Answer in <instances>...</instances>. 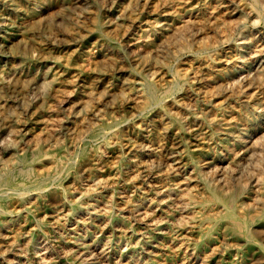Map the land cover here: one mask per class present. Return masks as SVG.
Returning a JSON list of instances; mask_svg holds the SVG:
<instances>
[{"label":"rangeland","instance_id":"374dc122","mask_svg":"<svg viewBox=\"0 0 264 264\" xmlns=\"http://www.w3.org/2000/svg\"><path fill=\"white\" fill-rule=\"evenodd\" d=\"M6 1L0 264H264V0Z\"/></svg>","mask_w":264,"mask_h":264},{"label":"bare ground","instance_id":"6f19581e","mask_svg":"<svg viewBox=\"0 0 264 264\" xmlns=\"http://www.w3.org/2000/svg\"><path fill=\"white\" fill-rule=\"evenodd\" d=\"M5 1H6V0H5ZM8 1H9V0H8ZM62 1H63V0H62ZM62 1H61V2H62ZM72 1H73V3L77 4V3H79V2L82 3L83 0H72ZM72 1H71V2H72ZM84 1H85V0H84ZM92 1H93V0H92ZM94 1H95V0H94ZM128 1H129V0H128ZM135 1H136V0H135ZM137 1H138V0H137ZM143 1H144V0H143ZM216 1H217V0H216ZM229 1H230V0H229ZM229 1H228V2H229ZM1 2H2V1H1ZM6 2H7V1H6ZM20 2H21V1H20ZM23 2H24V1H23ZM146 2H147V0H146ZM219 2H220V0H219ZM219 2H218V3H219ZM222 2H223V1H222ZM83 3H84V2H83ZM141 3H142V2H141ZM8 4H9V3H8ZM17 4H18V3H17ZM61 4H62V3H61ZM70 4H71V3H70ZM75 4H74V5H75ZM90 4H92V3H90ZM132 4H134V1H132ZM139 4H140V3H139ZM143 4H144V3H143ZM147 4H148V3H147ZM228 4H229V3H228ZM21 5H22V4H21ZM23 5H24V4H23ZM67 5H68V3H67ZM127 5H128V4H126V6H127ZM129 5H130V3H129ZM129 5H128V6H129ZM135 5H136V4H135ZM219 5H220V4H219ZM223 5H224V4H223ZM230 5H231V4H230ZM13 6H15V5H13ZM17 6H19V5H17ZM24 6H25V5H24ZM61 6H62V5H61ZM72 6H73V5H72ZM72 6L70 5V7H72ZM79 6H80V5H79ZM87 6H88V5H87ZM122 6H123V5H122ZM128 6H127V7H128ZM220 6H221V5H220ZM226 6H227V5H226ZM59 7H60V6H59ZM62 7H63V6H62ZM65 7H67V6H65ZM84 7H85V6H84ZM118 7H119V6H118ZM218 7H219V6H218ZM229 7H230V6H229ZM235 7H236V6H234V8H235ZM17 8H18V7H17ZM57 8H58V7H57ZM67 8H68V7H67ZM76 8H77V6L75 7V9H76ZM87 8H88V7H87ZM119 8H120V7H119ZM132 8H134V7H132ZM132 8H131V9H132ZM230 8H231V7H230ZM8 9H9V8H8ZM19 9H20V8H19ZM68 9H69V8H68ZM73 9H74V8H73ZM75 9H74V11H75ZM90 9H91V8H90ZM228 9H229V8H228ZM9 10H10V9H9ZM20 10H21V9H20ZM25 10H26V9H25ZM55 10L57 11L58 9L55 8ZM59 10H60V9H59ZM62 10H63V9H62ZM78 10H81V9L78 8ZM83 10H84V9H83ZM86 10H87V9H86ZM86 10H85V11H86ZM123 10H124V8H123ZM125 10H126V9H125ZM125 10H124V11H125ZM129 10H130V9H129ZM233 10H237V9L235 8V9H233ZM1 11L4 12V9L1 10ZM10 11H11V10H10ZM12 11H13V10H12ZM12 11H11V12H12ZM22 11H23V10H22ZM68 11H69V10H68ZM68 11H67V12H68ZM70 11H71V10H70ZM70 11H69V13H70ZM121 11H122V10H121ZM131 11H132V13H133V9H132ZM54 12H55V11H54ZM59 12H60V11H59ZM75 12H76V11H75ZM89 12H90V11H89ZM94 12H95V11H94ZM119 12H120V11H119ZM195 12H196V11H195ZM9 13H10V12H9ZM15 13H16V12H15ZM21 13H22V12H21ZM24 13H26V12H24ZM84 13H85V12H84ZM86 13H87V12H86ZM132 13H131V14H132ZM193 13H194V12H193ZM231 13H232V11H231ZM2 14H3V13H2ZM2 14H1L0 16H3ZM53 14H54V13H52V15H53ZM59 14H60V13H59ZM65 14H66V13H65ZM92 14H93V13H92ZM118 14H119V13H118ZM118 14H117V15H118ZM121 14H122V15L124 14L123 11H122ZM14 15H15V14H14ZM14 15H13V16H14ZM17 15H19V14H17ZM26 15H27V13H26ZM50 15H51V14H50ZM54 15H55V14H54ZM54 15H53V16H54ZM57 15H58V14H57ZM61 15L64 16V14H61ZM71 15H72V14H71ZM71 15H70V16H71ZM89 15H91V13H90ZM192 15H193V14H192ZM214 15H215V14H214ZM6 16H7V15H6ZM8 16H9V14H8ZM22 16H23V15H22ZM59 16H60V15H59ZM59 16H58L57 18H55V19H56V22H58V23L61 22L60 24L62 25V24H64V23L62 22V21H64V18H62L61 16L59 17ZM66 16H67V15H66ZM98 16H99V15H98ZM199 16H200V15H199ZM49 17H51V16H49ZM68 17H69V16H68ZM90 17H91V16H90ZM93 17H94V15H93ZM184 17H185V16H184ZM189 17H190V16H189ZM194 17H195V16H194ZM208 17H209V16H208ZM212 17H213V16H212ZM214 17H216V16H214ZM3 18H4V17H3ZM10 18H12V17H10ZM15 18H17V17H15ZM96 18H97V17H96ZM195 18H196V17H195ZM13 19H14V18H13ZM24 19H26V18H24ZM24 19H22V20H24ZM104 19H105V18H104ZM131 19H132V17H131ZM133 19H134V18H133ZM136 19H137V18H136ZM181 19H182V18H181ZM207 19H208V18H207ZM215 19H216V18H215ZM2 20H3V19H2ZM16 20H17V19H16ZM53 20H54V19H53ZM186 20H187V19H186ZM210 20H211V19H210ZM10 21H11V20H10ZM10 21H9V22H10ZM13 21H14V20H13ZM135 21H136V20H135ZM199 21H200V20H199ZM4 22H5V21H4ZM4 22H3V23H4ZM23 22H24V21H23ZM25 22H27V21H25ZM28 22H29V21H28ZM54 22H55V21H54ZM65 22H66V20H65ZM107 22H108V21H107ZM177 22H178V21H177ZM183 22H184V20H183ZM185 22H186V21H185ZM195 22H196V21H195ZM214 22H215V21H214ZM12 23H13V22H12ZM14 23H15V22H14ZM19 23H21V22H19ZM111 23H112V22H111ZM133 23H134V22H133ZM181 23H182V22H181ZM186 23H188V22H186ZM196 23H197V22H196ZM9 24H10V23H9ZM21 24H22V23H21ZM27 24H28V23H27ZM121 24H122V23H121ZM16 25H18V24H16ZM29 25H30V24H29ZM107 25H108V24H107ZM110 25H111V24H110ZM173 25H174V23H173ZM175 25H176V21H175ZM177 25H180V24H177ZM186 25H187V24H186ZM2 26H3V25H2ZM25 26H26V24H25ZM30 26H31V25H30ZM35 26H36V25H35ZM119 26H120V24H119ZM181 26H182V25H181ZM7 27H8V26H7ZM21 27H22V26H21ZM36 27H38V26H36ZM108 27H109V25H108ZM124 27H126V25H125ZM167 27H169V26L167 25ZM170 27H171V26H170ZM183 27H184V26H183ZM19 28H20V27H19ZM22 28H23V27H22ZM30 28H31V27H30ZM38 28H39V27H38ZM177 28H178V27H177ZM180 28H181V27H180ZM180 28H178V29L180 30ZM14 29H15V28H14ZM20 29H21V28H20ZM47 29H48V28H47ZM121 29H122V28H121ZM123 29L125 30V28H123ZM128 29H129V28H128ZM174 29H175V28H174ZM25 30H26V29H25ZM27 30H28V29H27ZM35 30H37V29H35ZM39 30H40V29H38L37 31H39ZM41 30H43V29H41ZM49 30H50V29H49ZM126 30H127V29H126ZM165 30H166V29H165ZM169 30H170V29H169ZM169 30H167V31H169ZM175 30H176V29H175ZM182 30H183V29H182ZM182 30H180V31H182ZM192 30H193V29H192ZM7 31L9 32V30H7ZM16 31H17V30H16ZM23 31H24V30H23ZM31 31H32V30H31ZM37 31H36V32H37ZM122 31H123V30H122ZM170 31H171V30H170ZM187 31H188V30H187ZM190 31H191V29H190ZM3 32H4V31H3ZM28 32H30V31H28ZM34 32H35V31H34ZM116 32H117V31H116ZM125 32H126V31H125ZM125 32H124V33H125ZM162 32H163V31H162ZM188 32H189V31H188ZM18 33H19V32H18ZM40 33H43V32L41 31ZM46 33H47V31H46ZM53 33H54V31L52 32V34H53ZM122 33H123V32H122ZM127 33H128V32H127ZM163 33H164V32H163ZM173 33H174V32H173ZM173 33H172V34H173ZM190 33H192V32H190ZM0 34H2V33L0 32ZM9 34H10V32H9ZM28 34H29V35H26V36H31V35L33 36V33H32L31 35H30V33H28ZM165 34H166V33H165ZM172 34H171V35H172ZM175 34H176V33H175ZM175 34H174V35H175ZM23 35H24V33H23ZM39 35H40V34H39ZM44 35H45V34H44ZM50 35H51V34H50ZM121 35H122V34H121ZM129 35H130V34H129ZM129 35H128V36H129ZM163 35H164V34H163ZM171 35H170V36H171ZM174 35H173V36H174ZM178 35H179V33H178ZM3 36H4V35H3ZM10 36H11V35H10ZM77 36H78V35H77ZM82 36H83V35H82ZM84 36H85V34H84ZM87 36H88V35H87ZM125 36H126V35H125ZM125 36H124V37H125ZM176 36H177V35H176ZM20 37H21V36H19V39H20ZM23 37H24V36H23ZM33 37H34V36H33ZM126 37H127V36H126ZM159 37H160V36H159ZM165 37H166V36H165ZM6 38H7V37H6ZM10 38H11V37H10ZM12 38H13V37H12ZM12 38H11V40H12ZM17 38H18V37H17ZM17 38H16V39H17ZM21 38H22V37H21ZM75 38H77V37H75ZM78 38H80V36H79ZM130 38H131V37H130ZM166 38H167V37H166ZM263 38H264V37H263ZM126 39H127V38H126ZM128 39H129V38H128ZM158 39H159V38H158ZM161 39H162V38H161ZM163 39H164V37H163ZM87 40H88V39H87ZM101 40H103V39H101ZM124 40H125V39H124ZM263 40H264V39H263ZM1 41H2V39H1ZM4 41H6V40H4ZM12 41H15V40H12ZM19 41H20V40H18L17 42H19ZM62 41H64V39H62ZM65 41H66V40H65ZM127 41H128V40H127ZM127 41H126V42H127ZM161 41H162V40H161ZM10 42H11V41H10ZM17 42H15V43H17ZM21 42H22V41H21ZM67 42H68V41H67ZM81 42H82V41H81ZM130 42H131V41H130ZM130 42H129V43H130ZM168 42H169V40H168ZM115 43H116V42H115ZM165 43H166V42H165ZM17 44H19V43H17ZM23 44H24V43L22 42V45H23ZM59 44H62V43H59ZM117 44H118V43H117ZM117 44H116V45H117ZM125 44H126V43H125ZM6 45H8V44H6ZM13 45H16V44H13ZM19 45H21V44H19ZM22 45H21V46H22ZM24 45H25V44H24ZM27 45H28V44H27ZM42 45H43V44H42ZM48 45H49V44H48ZM51 45H52V44H51ZM113 45H114V44H113ZM157 45H158V43H157ZM159 45H160V44H159ZM56 46H57V45H56ZM119 46H120V45H119ZM129 46H131V45H128V47H129ZM5 47H6V46H5ZM17 47H18V46H17ZM22 47H24V46H22ZM155 47H156V46H155ZM227 47H228V46H227ZM13 48H15V46H14ZM26 48H27V46H26ZM41 48H42V47H41ZM41 48H40V49H41ZM45 48H46V47H45ZM105 48H106V47H105ZM150 48H151V47H150ZM19 49H22V48H19ZM24 49H25V47H24ZM119 49H120V48H119ZM225 49H226V48H225ZM41 50H42V49H41ZM45 50H46V49H45ZM106 50H107V49H106ZM106 50H105V51H106ZM226 50H227V49H226ZM16 51H17V49H16ZM21 51H23V50H21ZM155 51H156V50H155ZM41 52H44V53L46 54V52L44 51V49H43V51H41ZM109 52H110V51H109ZM109 52H108V53H109ZM121 52H122V50H121ZM160 52H161V51H160ZM228 52H229V51H228ZM106 53H107V52H106ZM108 53H107V54H108ZM111 53H112V52H111ZM111 53H110V54H111ZM116 53H118V52H116ZM161 53H162V52H161ZM222 53H223V52H222ZM224 53H225V52H224ZM18 54H20V53H17L16 56H18ZM42 54H43V53H42ZM42 54H41L40 58L42 57ZM47 54H48V53H47ZM107 54H106V55H107ZM3 55H4V53H3ZM6 55L9 57L8 59H10V58H13V59H14V58L16 57L15 54H14L11 50H8V51L6 52ZM23 55H24V54H23ZM23 55H21V56H23ZM117 55H118V54H117ZM117 55H116V56H117ZM261 55H263V54L261 53ZM44 56L46 57L47 55H44ZM101 56H102V57L104 56L103 59L106 58L105 55H103V54H102ZM109 56H112V55H109ZM109 56H107V57L109 58ZM113 56H114V55H113ZM119 56H120V54H119ZM225 56H226V55H225ZM23 57H24V56H23ZM130 57H131V56H130ZM134 57H135V56H134ZM134 57H133V58H134ZM24 58H25V57H24ZM108 58H107V59H108ZM114 58H115V57H114ZM120 58H121V57H120ZM122 58H123V56H122ZM131 58H132V57H131ZM131 58H130V59H131ZM133 58H132V59H133ZM136 58H137V57H136ZM263 58H264V57H263ZM1 59H2V58L0 57V60H1ZM6 59H7V58H6ZM19 59H20V58H19ZM41 59H42V58H41ZM45 59H46V58H45ZM116 59H117V58H116ZM116 59H115V60H116ZM123 59L125 60V58H123ZM127 59H128V58H127ZM224 59H226V58H224ZM224 59H223V60H224ZM4 60H5V59H4ZM16 60H17V59H16ZM23 60H24V59H23ZM101 60H102V59H101ZM113 60H114V59H113ZM120 60H121V59H120ZM134 60H138V58H137V59L134 58ZM146 60H147V62H149V61H148V60H149L148 58H147ZM253 60H254V59H253ZM13 61H15V60H13ZM99 61H100V60H99ZM106 61H107V60H106ZM108 61H109V59H108ZM108 61H107V63H108ZM132 61H133V60H130V62H132ZM152 61H153V64H154V63H155L154 60H152ZM200 61H201V60H200ZM100 62H101V61H100ZM104 62H105V60H104ZM104 62H103V60H102V63H103V64H106V63H104ZM109 62H111V61H109ZM112 62H113V61H112ZM114 62H115V61H114ZM116 62H117V61H116ZM125 62H126V60H125ZM254 62H255V61H254ZM2 63H3V62H2ZM10 63H11V62H10ZM15 63H17V62H15ZM120 63H122V62H120ZM143 63H144V62H143ZM7 64H8V63H7ZM13 64H14V63H13ZM18 64H19V63H18ZM100 64H101V63H100ZM114 64H115V63H114ZM125 64H127V63H125ZM144 64H145V63H144ZM147 64H148V63H147ZM197 64H198V63H197ZM201 64H202V63H201ZM203 64H204V63H203ZM210 64H211V63H210ZM256 64H257V62H256ZM260 64H261V63H260ZM2 65H3V64H2ZM2 65H1V67H2ZM98 65H99V64H98ZM122 65H123V64H122ZM142 65H143V64H141V66H142ZM145 65H146V64H145ZM145 65H143V66H145ZM150 65H151V64H150ZM199 65H200V64H199ZM218 65H219V64H218ZM99 66H101V65H99ZM104 66H106V65H104ZM127 66H128V65H127ZM141 66H140V67H141ZM197 66H198V65H197ZM208 66H209V64H208ZM210 66H211V65H210ZM263 66H264V65H263ZM1 67H0V68H1ZM12 67H13V65H12ZM12 67H11V68H12ZM119 67H121V66H119ZM124 67H125V66H124ZM211 67H212V66H211ZM215 67H216V66H215ZM215 67H214V68H215ZM217 67H218V66H217ZM220 67H221V66H220ZM13 68H14V67H13ZM18 68H19V67H18ZM122 68H123V67H122ZM142 68H143V67H142ZM196 68H197V67H196ZM203 68H204V67H203ZM205 68H206V67H205ZM218 68H219V67H218ZM4 69H5V68H4ZM8 69H9V68H8ZM8 69H7V70H8ZM67 69H68V68H67ZM114 69H115V68H114ZM127 69H129V68H127ZM143 69H144V68H143ZM198 69H200V68H198ZM2 70H3V69H2ZM49 70H50V69H49ZM72 70H74V69H72ZM125 70H126V69H125ZM146 70H147V69H146ZM194 70H196V69L194 68ZM200 70H201V69H200ZM200 70H199V71H200ZM202 70H204V69H202ZM202 70H201V71H202ZM35 71H36V70H35ZM65 71H67V70H65ZM65 71H63V72L65 73ZM128 71H129V70H128ZM134 71H135V70H134ZM136 71H139V72H140V70H136ZM199 71H198V72H199ZM201 71H200V72H201ZM211 71H213V70H211ZM1 72H2V71H1ZM26 72H27V71H26ZM28 72H29V71H28ZM30 72H31V71H30ZM42 72H45V71L42 70ZM70 72H71V71H70ZM73 72H74V71H73ZM144 72H145V71H144ZM194 72H195V71H194ZM194 72H193V73H194ZM198 72H197V73H198ZM203 72H204V71H203ZM203 72H202V73H203ZM205 72H206V71H205ZM205 72H204V73H205ZM223 72H224V71H223ZM226 72H228V70H227ZM263 72H264V70H263ZM58 73H59V72H58ZM61 73H62V72H61ZM122 73H123V72H122ZM127 73H128V72H127ZM141 73H142V72H141ZM26 74H27V73H26ZM36 74H37V73H36ZM45 74H46V73H45ZM56 74H57V73H56ZM62 74H63V73H62ZM72 74H74V73H72ZM77 74H78V73H77ZM125 74H126V73H125ZM136 74H137V73H136ZM142 74H144V73H142ZM147 74H148V73H147ZM195 74H196V73H195ZM199 74H200V73H199ZM199 74H198V76H200ZM226 74H228V73H226ZM226 74H225V75H226ZM254 74H256V73H254ZM260 74H261V71H259V75H260ZM10 75H11V74H10ZM12 75H13V77H14L15 74H12ZM12 75H11V76H12ZM70 75H71V74H70ZM113 75H114V74H113ZM115 75H116V74H115ZM130 75H131V74H130ZM193 75H194V74H192V76H193ZM203 75H204V74H203ZM217 75H218V74H217ZM228 75H229V74H228ZM232 75H234V74H232ZM8 76H9V75H8ZM20 76H21V75H20ZM41 76H43V75H41ZM64 76H65V75H64ZM138 76H139V75H138ZM205 76H206V75H205ZM219 76H220V75H219ZM13 77H12V79H11V77L9 78V77H7L5 74L1 73V75H0V92H1L2 90H4V89L7 90V92H10V91H12V88H13V87H14V89H15V86H13V81H12V80H13ZM15 77H16V76H15ZM18 77H19V75H18ZM24 77H25V76H24ZM31 77L34 78V75H32ZM120 77H121V76H120ZM194 77H195V76H194ZM194 77H193V79H194ZM212 77L214 78V75H213ZM212 77H210V78H212ZM230 77H231V76H230ZM232 77H233V76H232ZM20 78H21V77H20ZM41 78H42V77H41ZM43 78H44V76H43ZM69 78H71V77H69ZM138 78H139V77H138ZM166 78H167V77H166ZM201 78H202V77H201ZM213 78H212V79H213ZM215 78H217V76H216ZM218 78H219V77H218ZM226 78H227V77H226ZM21 79H22V78H21ZM34 79H35V78H34ZM38 79H39V78H38ZM64 79H65V78H64ZM122 79H123V77H122ZM122 79H121V81H122ZM124 79H125V78H124ZM167 79L169 80V78H167ZM203 79H205V78H203ZM208 79H209V78H208ZM208 79H207V81H208ZM227 79H228V78H227ZM230 79H232V78H230ZM237 79H238V78H237ZM237 79H236V81H237ZM240 79H241V78H240ZM242 79H244V76H242ZM23 80H24V78H23ZM23 80H21V81H23ZM26 80H28V77L26 78ZM30 80H31V78H30ZM40 80H41V79H40ZM60 80H62V79H60ZM79 80H81V79H79ZM86 80H87V79H86ZM109 80H110V78H109ZM125 80H127V79H125ZM195 80H197V79L195 78ZM198 80H200V79H198ZM15 81H16V80H15ZM34 81H35V80H34ZM37 81H38V80H37ZM63 81H64V80H63ZM63 81H61V83H62ZM81 81H83V80H81ZM97 81H98V80H97ZM121 81H120V82H121ZM165 81H166V80H165ZM190 81H191V80H190ZM210 81H211V80H210ZM221 81H222V79H221ZM243 81H244V80H242V82H243ZM245 81H247V80H245ZM253 81H254V80H253ZM253 81L251 80L252 83H253ZM23 82H24V81H23ZM28 82H29V81H28ZM35 82H36V81H35ZM40 82H41V81H40ZM64 82H65V81H64ZM84 82H85V81H84ZM89 82H90V80H89ZM201 82H203V81L201 80ZM238 82H240V81L238 80ZM26 83H27V81H26ZM36 83H37V82H36ZM42 83H44V82H42ZM76 83H77V82H76ZM97 83H98V82H97ZM97 83H96V84H97ZM105 83H106V82H105ZM112 83H113V81H112ZM114 83H115V82H114ZM191 83H192V82H191ZM197 83H198V82H197ZM203 83H204V82H203ZM221 83H222V82H221ZM240 83H241V82H240ZM240 83H239V85H240ZM247 83H248V82H247ZM23 84H24V83H23ZM34 84H35V83H34ZM37 84H39V83H37ZM73 84H74V83H73ZM79 84H80V83H79ZM102 84H103V83H102ZM195 84H196V83H195ZM208 84H209V83H208ZM28 85H29V84H28ZM39 85H40V84H39ZM110 85H111V84H110ZM124 85H125V84H124ZM193 85H194V84H193ZM197 85H198V84H197ZM250 85H251V83H250ZM22 86H23V85H22ZM22 86H20V88H21ZM24 86H25V84H24ZM24 86H23V87H24ZM31 86H32V85H31ZM37 86H38V85H37ZM61 86H62V85H61ZM61 86H60V87H61ZM63 86H64V84H63ZM76 86H77V85H76ZM95 86H96V85H95ZM203 86H204V85H203ZM220 86H221V85H220ZM220 86H219V87H220ZM246 86H247V84H246ZM248 86H249V85H248ZM251 86H252V85H251ZM251 86H250V87H251ZM254 86H255V85H254ZM256 86H257V85H256ZM25 87H26V86H25ZM79 87H80V86H79ZM187 87H188V86H187ZM236 87H237V86H236ZM236 87H234V88H236ZM262 87H263V86H262ZM18 88H19V87H18ZM20 88H19V89H20ZM33 88H34V87H33ZM61 88H62V87H61ZM90 88H91V87H90ZM98 88H99V87H98ZM196 88H197V87H196ZM220 88H221V87H220ZM243 88H244V87H243ZM255 88H256V87H255ZM54 89H55V88H54ZM80 89H81V88H80ZM87 89H89V88H87ZM94 89H95V88H93V90H94ZM104 89H105V88H104ZM121 89H122V88H121ZM126 89H127V88H126ZM186 89H188V88H186ZM192 89H193V88H192ZM199 89H200V88H199ZM203 89H204V87H203ZM236 89H237V88H236ZM241 89H242V88H241ZM251 89H252V88H251ZM16 90H17V89H16ZM95 90H97V89H95ZM95 90H94V91H95ZM113 90H115V89H113ZM124 90H125V89H124ZM162 90H163V89H162ZM167 90H168V89H167ZM197 90H198V89H197ZM197 90H196V91H197ZM220 90H221V89H220ZM222 90H223V89H222ZM247 90H248V89H246V91H247ZM260 90H261V89H260ZM260 90H258V92H259ZM263 90H264V88H263ZM89 91H90V90H89ZM100 91H101V89H100ZM100 91H99V92H100ZM107 91H108V89H107ZM110 91H111V90H110ZM119 91H120V90H118V92H119ZM137 91H138V90H137ZM202 91H204V90H202ZM234 91H235V90H234ZM261 91H262V90H261ZM5 92H6V91H5ZM14 92H15V91H14ZM62 92H63V91H62ZM85 92H87V91H85ZM91 92H92V90H91ZM97 92H98V91H97ZM99 92H98V93H99ZM118 92H117V93H118ZM167 92H169V90H168ZM167 92H166V93H167ZM192 92H193V91H192ZM218 92H219V90H218ZM243 92H244V90H243ZM254 92H256V90H255ZM15 93L17 94V92H15ZM54 93H55V92H54ZM82 93H83V92H82ZM113 93H114V92H113ZM173 93H174V92H173ZM186 93H187V92H186ZM203 93H204V92H203ZM203 93H202V96H203ZM13 94H14V93H13ZM62 94H63V93H62ZM91 94H92V93H91ZM93 94H94V93H93ZM96 94H97V93H96ZM121 94H122V93H121ZM140 94H141V93H140ZM169 94H170V93H169ZM187 94H188V93H187ZM189 94H190V93H189ZM194 94H195V93H194ZM258 94H259V93H258ZM261 94H262V92H261ZM6 95H7V94H6ZM79 95H80V94H79ZM100 95H101V94H100ZM100 95H99V96H100ZM192 95H193V94H192ZM195 95H196V94H195ZM204 95H205V94H204ZM241 95H243V93H242ZM256 95H257V94H256ZM9 96H10V95H9ZM67 96H68V95H67ZM77 96H78V95H77ZM92 96H94V95H92ZM92 96H91V97H92ZM99 96L97 95L98 98L101 97V96H100V97H99ZM7 97H8V96H7ZM14 97H16V95H15ZM97 97H96V98H97ZM110 97H111V96H110ZM110 97H108V98H110ZM141 97H142V94H141ZM144 97H145V96H144ZM188 97H189V96H188ZM195 97H196V96H195ZM240 97H241V96H240ZM257 97H258V96H257ZM257 97H256V98H257ZM8 98H9V97H8ZM139 98H140V97H139ZM258 98H259V97H258ZM4 99H5V95H4L3 92H2V93H0V102L3 101ZM13 99H14V98H13ZM165 99H167V98H165ZM165 99H164V101H165ZM170 99H171V98H170ZM170 99H168V100H170ZM182 99H183V98H182ZM262 99H263V98H262ZM104 100H105V99H104ZM109 100H110V99H109ZM111 100H112V99H111ZM161 100H163V99H161ZM168 100H167V101H168ZM195 100H196V99H195ZM198 100H199V99H198ZM259 100H260V99H259ZM75 101H76V100H75ZM135 101H136V100H135ZM175 101H176V100H175ZM184 101H185V100H184ZM188 101H189V100H188ZM192 101H194V100H191V103H192ZM3 102H4V101H3ZM9 102H10V101H9ZM102 102H103V101H102ZM176 102H177V101H176ZM179 102H180V101H179ZM189 102H190V101H189ZM189 102H188V103H189ZM199 102H200V101H199ZM256 102H257V101H256ZM261 102H262V101H261ZM10 103H11V102H10ZM10 103H9V104H10ZM14 103H15V102H14ZM143 103H144V102H143ZM186 103H187V102H186ZM191 103H190V104H191ZM196 103H197V102H195V104H196ZM203 103H204V102H203ZM262 103H263V102H262ZM262 103H260V104H262ZM0 104H1V103H0ZM103 104H104V103H103ZM103 104H102V105H103ZM176 104H177V103H176ZM180 104L182 105L181 102H180ZM251 104H252V103H251ZM253 104H254V103H253ZM258 104H259V103H258ZM260 104H259V106H260ZM128 105H129V104H128ZM172 105H173V103H172ZM178 105H179V104H178ZM255 105H256V104H255ZM8 106H10V105H8ZM11 106H13V105H11ZM11 106H10V108H11ZM14 106H15V105H14ZM14 106H13V107H14ZM98 106H99V105H98ZM156 106H157V105H156ZM158 106H159V105H158ZM179 106H180V105H179ZM185 106H186V105H185ZM13 107H12V108H13ZM100 107H101V105H100ZM102 107H103V106H102ZM175 107H176V106H175ZM188 107H189V106H188ZM206 107H207V106H206ZM256 107H257V106H256ZM0 108H1V107H0ZM140 108H141V106H140ZM160 108H161V107H160ZM166 108H167V107H166ZM169 108H170V107H169ZM98 109H99V108H98ZM103 109H104V108H103ZM137 109H139V108H137ZM183 109H184V108H183ZM200 109H201V107H200ZM255 109H257V108H255ZM262 109H264V108H262ZM1 110H2V109H1ZM1 110H0V111H1ZM11 110H12V109H11ZM131 110H132V109H131ZM131 110H130V111H131ZM156 110H157V109H156ZM158 110H159V109H158ZM167 110H168V108H167ZM12 111H13V110H12ZM96 111H97V109H96ZM139 111H140V110H139ZM161 111H162V109H161L159 112L161 113ZM168 111H170V109H169ZM13 112H14V111H13ZM156 112H157V111H156ZM179 112H180V111H179ZM4 113H6V112H4ZM157 113H158V112H157ZM163 113H165V112H163ZM173 113H174V112H173ZM205 113H206V112H205ZM136 114H137V113H136ZM155 114H156V113H155ZM260 114H261V113H260ZM172 115H173V114H172ZM183 115H184V114H183ZM262 115H263V114H262ZM154 116H155V115H154ZM160 116H161V114H160ZM169 116H170V115H169ZM1 117H2V116H1ZM10 117H11V116H10ZM127 117H129V116H127ZM127 117H126V118H127ZM158 117H159V114H158ZM195 117H196V116H195ZM3 118H4V117H3ZM148 118H149V117H148ZM155 118H156V117H155ZM167 118H168V116H167ZM131 119H132V118H131ZM141 119H142V118H141ZM146 119H147V118H146ZM157 119H158V118H157ZM168 119H169V118H168ZM143 120H145V119H143ZM159 120H160V119H159ZM172 120H174V119L172 118ZM172 120H171V121H172ZM197 120H198V119H197ZM3 121H4V120H3ZM147 121H148V120H147ZM192 121H193V120H192ZM192 121H191V122H192ZM125 122H126V121H125ZM149 122H150V121H149ZM163 122H164V121H163ZM188 122H189V121H188ZM193 122H194V121H193ZM123 123H124V122H123ZM139 123H140V122H139ZM142 123H144V122H142ZM146 123H147V122H146ZM153 123H154V122H153ZM175 123H176V122H175ZM197 123H198V122H197ZM121 124H122V123H121ZM199 124H201V123H199ZM199 124H197V126H198ZM147 125H148V124H147ZM152 125H153V124H152ZM160 125H161V123H160ZM163 125H164V124H163ZM169 125H170V124H169ZM187 125H188V124H187ZM187 125H186V126H187ZM6 126H7V125H6ZM8 126H9V125H8ZM150 126H151V125H149L148 127H150ZM186 126H185V127H186ZM191 126H192V125H191ZM193 126H195V124H193ZM10 127H11V126H10ZM148 127H147V128H148ZM162 127H163V126H162ZM169 127H170V126H169ZM187 127H188V126H187ZM206 127H208V126H206ZM111 128H112V127H111ZM163 128H164V127H163ZM176 128H177V127H176ZM190 128H191V127H190ZM7 129H8V128H7ZM9 129H10V128H9ZM9 129H8V131H9ZM112 129H113V128H112ZM168 129H169V128H168ZM179 129H182V128H179ZM186 129H187V128H186ZM198 129H199V128H197V131H199ZM205 129H206V128H205ZM205 129H204V130H205ZM207 129H208V128H207ZM11 130H12V129H11ZM11 130H10V131H11ZM110 130H111V129H110ZM164 130H165V129H163V131H164ZM188 130H189V129H188ZM191 130H192V129H191ZM202 130H203V129H202ZM148 131H150V130H148ZM172 131H173V130H172ZM174 131H175V130H174ZM6 132H7V131H6ZM11 132H12V131H11ZM175 132H176V131H175ZM191 132H192V131H191ZM206 132H207V131H206ZM115 133H117V132H115ZM145 133H146V132H145ZM147 133H148V132H147ZM163 133H165V131H164ZM166 133H168V132H166ZM176 133H178V132H176ZM184 133H185V132H184ZM195 133H196V131H195ZM203 133H204V132H203ZM3 134H4V133H3ZM187 134H188V133H187ZM207 134H208V133H207ZM5 135H7V134L5 133ZM112 135H113V134H112ZM115 135H116V134H115ZM176 135H177V134H176ZM194 135H195V134H194ZM202 135H203V134H202ZM178 136H179V135H178ZM197 136H198V135H197ZM209 136H211V135H209ZM141 137H142V136H141ZM167 137H168V136H167ZM167 137H166V138H167ZM172 137H173V136H172ZM188 137H190V136H188ZM2 138H3V137H2ZM4 138H6V137H4ZM4 138H3V139H4ZM114 138H115V137H114ZM148 138H149V137H148ZM175 138H176V137H175ZM185 138H186V137H185ZM198 138H199V136H198ZM198 138H197V139H198ZM203 138H204V137H203ZM205 138H206V137H205ZM205 138H204V139H205ZM135 139H136V138H135ZM167 139H168V138H167ZM178 139H179V137H178ZM200 139H201V138H200ZM149 140H150V139H149ZM168 140H169V139H168ZM136 141H137V139H136ZM138 141H139V140H138ZM138 141H137V142H138ZM144 141H145V140H144ZM147 141H148V140H147ZM150 141H151V140H150ZM172 141H173V140H172ZM155 142H156V141H155ZM181 142H182V141H181ZM181 142H178V143H181ZM197 142H198V141H197ZM199 142H200V141H199ZM138 143H139V142H138ZM193 143H194V142H193ZM146 144H148V142H147ZM149 144H150V143H149ZM151 144H152V143H151ZM157 144H158V143H157ZM157 144H156V145H157ZM170 144H171V142H170ZM173 144H174V142H173ZM173 144H171V145H173ZM183 144H184V143H183ZM190 144H191V143H190ZM195 144H196V143H195ZM113 145H114V144H113ZM138 145H141V144H138ZM153 145H154V144H153ZM156 145H155V146H156ZM167 145H168V144H167ZM177 145H178V144H177ZM157 146H158V145H157ZM159 146H161V145H159ZM184 146H185V149H186V145H183V147H184ZM189 146H190V145H189ZM193 146H194V145H193ZM257 146H258V145H257ZM123 147H124V146H123ZM126 147H127V146H126ZM130 147H131V145H130ZM132 147H134V146H132ZM144 147H145V146H144ZM168 147H169V146H168ZM170 147H171V146H170ZM134 148H135V147H134ZM137 148H138V147H137ZM159 148H160V147H159ZM175 148H176V147H175ZM253 148H257V147H253ZM140 149H141V148H140ZM154 149H155V148H154ZM170 149H171V148H170ZM173 149H174V148H173ZM180 149H181V148H180ZM189 149H190V148H189ZM196 149H197V148H196ZM196 149H195V150H196ZM239 149H240V148H239ZM165 150H166V149H165ZM165 150H164V151H165ZM174 150H175V149H174ZM177 150H178V148L176 149V151H177ZM228 150H229V149H228ZM259 150H260V148H259ZM123 151H124V149H123ZM149 151H150V150H149ZM179 151H180V150H179ZM189 151H190V150H189ZM197 151H198V150H197ZM116 152H117V151H116ZM158 152H159V151H157L156 153H158ZM166 152H168V151H166ZM172 152H174V151H172ZM180 152H182V151H180ZM204 152H205V151H204ZM204 152H202V153H204ZM242 152H243V151H242ZM242 152H241V153H242ZM135 153H136V152H135ZM152 153H153V152H152ZM133 154H134V153H133ZM160 154H162V153H160ZM209 154H210V153H209ZM178 155H179V154H178ZM183 155H184V154H183ZM201 155H202V154H201ZM213 155H214V154H213ZM221 155H223V154H221ZM221 155H220V157H221ZM121 156H122V155H121ZM136 156H137V155H136ZM171 156H172V155H171ZM181 156H182V155H181ZM118 157H119V156H118ZM184 157H185V156H184ZM210 157H211V156H210ZM115 158L117 159V156H116ZM115 158H114V159H115ZM167 158H168V157H167ZM185 158H186V157H185ZM212 158H213V157H212ZM218 158H219V157H218ZM169 159H170V158H169ZM183 159H184V158H183ZM204 159H205V158H204ZM215 159H216V158H215ZM219 159H220V158H219ZM246 159H247V158H246ZM125 160H126V159H125ZM178 160H179V159H178ZM98 161H99V159H98ZM107 161H108V160H107ZM110 161H111V160H110ZM203 161H204V160H203ZM242 161H244V160H242ZM112 162H113V161H112ZM221 162H222V161H221ZM225 162H226V161H225ZM99 163H100V161H99ZM110 163H111V162H110ZM114 163H115V162H114ZM180 163H181V162H180ZM88 165H90V164H88ZM174 165H175V164H174ZM223 165H224V164H223ZM86 166H87V165H86ZM90 166H91V165H90ZM144 166H145V165H144ZM176 166H178V165H176ZM84 167H85V166H84ZM112 167H113V166H112ZM181 167H182V166H181ZM145 168H146V167H145ZM147 168H149V166H147ZM182 168H183V167H182ZM83 169H84V168H83ZM139 169H141V168H139ZM180 169H181V168H180ZM224 169H225V168H224ZM231 169H232V167H231ZM149 170H150V168H149ZM219 170H220V169H219ZM233 170H234V169H233ZM82 171H83V170H82ZM140 171H141V170H140ZM220 171H221V170H220ZM222 171H223V170H222ZM231 171H232V170H231ZM151 173H154V172H151ZM151 173H150V174H151ZM216 173H218V172H216ZM144 174H146V173H144ZM144 174H143V175H144ZM222 174H223V173H222ZM233 174H234V173H233ZM235 175H236V174H234V176H235ZM148 176H149V175H148ZM215 176H216V175H215ZM223 176H224V175H223ZM223 176H222V177H223ZM142 177H143V176L141 175V178H142ZM222 177H221V178H222ZM236 177H237V176H236ZM239 177H240V176H239ZM219 178H220V177H219ZM225 178H227V177H225ZM234 178H235V177H234ZM234 178H232V180H234ZM215 180H216V179H215ZM224 180L227 181L228 179H227V180L224 179ZM236 180H237V179H236ZM229 181H230V180H229ZM186 182H187V181H186ZM188 182H190V181H188ZM219 182H221V181H219ZM227 182H228V181H227ZM231 182H233V181H231ZM234 182H235V181H234ZM234 182H233V183H234ZM193 183H194V182H193ZM228 183H229V182H228ZM237 183H238V182H237ZM240 183H241V182H240ZM196 184H197V183H196ZM196 184H195V185H196ZM229 184H230V183H229ZM231 184H232V183H231ZM236 185H237V184H236ZM121 186H122V184H121ZM225 186H226V185H225ZM196 187H198V186H196ZM166 188H167V187H166ZM219 188H221V187H219ZM230 188L233 189L232 187H230ZM158 189H159V188H158ZM158 189H157V190H158ZM163 189H164V187H163ZM159 190H160V189H159ZM164 190H166V189H164ZM172 190H173V189H172ZM202 190H203V188H202ZM228 190H229V189H228ZM235 190H236V189H235ZM170 191H171V190H170ZM220 191H221V190H220ZM170 193H171V192H170ZM221 193H223V192H221ZM171 194H172V193H171ZM229 194H230V193H229ZM229 194H228V195H229ZM234 196H235V195H234ZM258 202H259V201H258ZM215 204H216V203H215ZM215 204H214V206L217 205V204H216V205H215ZM128 205H129V204H128ZM136 206H138V205H136ZM188 206H189V204H188ZM125 207H126V206H125ZM183 207H184V206H183ZM128 208H130V207H128ZM132 208H133V207H132ZM184 208H185V207H184ZM134 209H135V208H134ZM132 210H133V209H132ZM129 211H130V210H129ZM138 211H139V208H138L137 212H138ZM149 211H150V210H149ZM134 212H135V211H134ZM134 212H133V213H134ZM254 212H255V211H254ZM131 213H132V212H131ZM141 213H142V212H141ZM139 215H141V214H139ZM144 216H146V214H145ZM137 217H138V216H137ZM140 219H141V218H140ZM154 219H155V218H154ZM145 222H146V221H145ZM146 223H148V221H147ZM143 229H144V228H143ZM213 231H214V230H213ZM228 234H229V233H228ZM231 234H232V233H231ZM226 235H227V233H226ZM232 235H233V234H232ZM70 237H71V236H70ZM73 238H74V237H73ZM227 238H228V237H227ZM12 239H13V238H12ZM77 239H78V238H77ZM13 240H14V239H13ZM69 240H70V239H69ZM7 241H8V240H7ZM9 241H10V240H9ZM70 242H71V241H70ZM10 244H11V243H10ZM109 244H110V243H109ZM93 245H94V244H93ZM10 246H11V245H10ZM164 246H165V245H164ZM11 247H12V246H11ZM91 247H92V246H91ZM91 247H90V248H91ZM106 247H107V246H106ZM5 248H6V249H5ZM13 248H14V247H13ZM100 248H101V247H100ZM108 248H109V247H108ZM108 248H107V249H108ZM0 249H2V248H0ZM4 249L7 250L8 247L5 245ZM11 249H12V248H11ZM9 250H10V249H9ZM9 250H8V251H9ZM13 250H14V249H13ZM69 250H70V249H69ZM91 250H92V249H91ZM105 250H106V249H105ZM0 251H1V252H4L3 250H0ZM79 251H80V250H79ZM109 251H110V250H109ZM192 251H193V250H192ZM12 252H13V251H12ZM66 252H67V251H66ZM76 252H78V251H76ZM100 252L102 253V251H100ZM6 253H7V251H6ZM96 253H97V252H96ZM98 253H99V252H98ZM101 253H99V255H100ZM190 253H191V252H190ZM78 254H79V253H78ZM63 255H65V254H63ZM80 255H81V254H80ZM88 255H89V254H88ZM106 255H107V253H106ZM191 255H193V253H192ZM253 255H255V254L253 253ZM250 256H251V255H250ZM74 257H75V256H74ZM85 257H86V256H85ZM1 258H2V257H1ZM99 258H100V256H99ZM108 258H109V257H108ZM80 259H81V258H80ZM88 259H89V258H88ZM88 259H87V260H88ZM92 259H93V258H92ZM65 260H66V257H65ZM101 260H102V258H101ZM192 260H193V259H192ZM253 260H254V259H253ZM66 261H68V260H66ZM103 261H105V260H103ZM103 261H102V262H103ZM255 262H256V261H255ZM84 263H85V262H84ZM89 263H90V262H89ZM118 263H119V261H118ZM121 263H122V262H121ZM50 264H52V263H50ZM70 264H71V263H70ZM94 264H95V263H94ZM109 264H110V263H109ZM224 264H225V263H224Z\"/></svg>","mask_w":264,"mask_h":264}]
</instances>
